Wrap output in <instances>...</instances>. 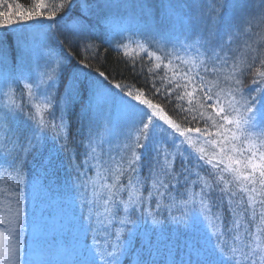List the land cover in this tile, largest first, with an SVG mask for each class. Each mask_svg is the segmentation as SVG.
<instances>
[{"label":"snow or ice","instance_id":"obj_1","mask_svg":"<svg viewBox=\"0 0 264 264\" xmlns=\"http://www.w3.org/2000/svg\"><path fill=\"white\" fill-rule=\"evenodd\" d=\"M0 7V264H52L35 205L61 152L84 236L73 264H157L153 234L168 241L164 264H264V0Z\"/></svg>","mask_w":264,"mask_h":264},{"label":"trees","instance_id":"obj_2","mask_svg":"<svg viewBox=\"0 0 264 264\" xmlns=\"http://www.w3.org/2000/svg\"><path fill=\"white\" fill-rule=\"evenodd\" d=\"M7 2L12 3L14 7L19 6L22 10H26V9H30L35 4L36 0H7ZM158 2L159 0H153L154 4ZM2 10H5V9L3 7H0V11ZM252 39L257 40L258 38L254 36ZM261 43H262V46H264V42H261ZM132 48L134 49L133 55L136 57L138 62L140 61L141 57H143L145 67H151L153 71H158L159 76H163L165 72H167L169 76L171 75L170 69L163 67V65L159 70L155 69L154 66L156 63H159V61H155L153 59L152 62L149 64L148 57L145 56L144 53L139 48H136L135 45H133ZM109 55L110 57L114 58L116 57L117 54L115 52H110ZM164 63L166 64L167 61H165ZM125 75H127V73ZM159 76L157 77V79H159ZM123 82L129 83V84L133 83L131 78L123 79ZM164 86H165L164 84H160V83L157 84V87L163 88ZM133 87L135 88L136 85L133 84ZM148 98L152 99L151 95H149ZM24 102L27 103V98L24 100ZM154 102L160 103L161 106L165 108V111L169 112V115H172L174 119H177L176 115L172 112V107H173L172 104L167 103L166 101L161 100V99H154ZM185 107H187L186 100H185ZM80 111L81 110H80L79 105H77L75 109L72 111L71 122L73 125L72 131L74 133L76 132L77 128L80 126V123H81ZM44 114L46 116V113ZM177 122H180V120L178 119ZM85 124H86V119L84 120V125ZM197 126L202 127V124L197 125ZM86 130L87 128L85 125V131ZM80 139L81 137L79 135L75 137V141L77 144L79 143ZM57 143L58 142H53L49 140L45 145L44 151L40 153L39 155H37L36 163L38 164V161L44 155L47 154L48 149L56 147ZM76 151L78 153L79 151H81V149L77 148ZM58 158L62 161V166L57 171L56 176L54 178H51L50 181L49 180L43 181V183L48 185V187H46L40 193L39 200L36 201L35 219L37 221L38 226H43L42 227L43 230H48L49 226L51 228L58 227L59 229L57 228V230L59 231H54L52 235L54 238H57V240H59L60 238L59 242H61L64 238L68 241L75 240V241L83 242L84 236H83V233L80 231L79 226L77 224V220H76V217L79 212L78 196L76 193H72L71 195L66 194L60 188V185L63 184V181L66 178L67 173H68L67 158L62 152L58 153ZM35 171H36L35 168L30 167V173H34ZM8 179H9L8 175L5 174L3 177H0V183L3 186H7ZM28 211H29V217L31 221L32 212H33V200H32L31 192H29V196H28ZM172 235H173V229L171 228V226H169L168 228H166L164 236L169 237ZM151 239L154 244L159 239L160 241L159 247H160L161 255L157 258V264H164V261L166 259V252H167V248L165 247V245L168 243V241L164 238L158 237L156 234H153ZM143 244H144V238H143V235L141 234L137 237L136 246L139 248V247H142ZM71 253L72 255L70 253L69 254L75 257L74 260L77 259V251L75 248H73ZM176 258L179 259V254H177ZM70 260L71 259L67 260V262H70ZM125 264H128L127 260L125 261Z\"/></svg>","mask_w":264,"mask_h":264},{"label":"rangeland","instance_id":"obj_3","mask_svg":"<svg viewBox=\"0 0 264 264\" xmlns=\"http://www.w3.org/2000/svg\"><path fill=\"white\" fill-rule=\"evenodd\" d=\"M156 5L159 4L155 3ZM26 99V98H25ZM3 103V100L0 99V104ZM28 103V101H27ZM33 103H39V101H33ZM81 110V109H80ZM46 116H47V111L45 110ZM87 125V120H86V124ZM113 148H117V144L115 142H113ZM0 185H2L0 183ZM30 219V217H29ZM39 227V231L37 232V236L36 239L40 245V249L42 250V256L44 259L47 260H51L52 264H73V262L76 260H74V256H71L72 253L71 251L73 250V248L76 249L77 251V246H78V242L79 241H75V240H66L65 238L60 241L57 240V238L53 237V233L54 231H59L57 230L58 227L56 228H51L50 226L48 227V230H43L42 227L43 226H38ZM59 229V228H58ZM32 228L31 226L28 229V243L30 246H33V238H32ZM82 242V241H80ZM68 256H67V254ZM71 255H70V254ZM70 260V262H67V260Z\"/></svg>","mask_w":264,"mask_h":264}]
</instances>
